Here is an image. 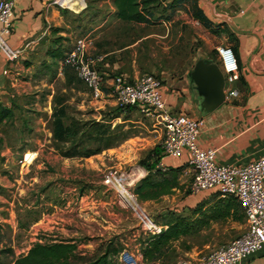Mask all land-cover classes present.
Wrapping results in <instances>:
<instances>
[{"label": "rangeland", "instance_id": "1", "mask_svg": "<svg viewBox=\"0 0 264 264\" xmlns=\"http://www.w3.org/2000/svg\"><path fill=\"white\" fill-rule=\"evenodd\" d=\"M77 8L79 13L67 8V26L61 29L68 35L57 36L65 38L62 45L71 50L85 40L90 56L122 50L126 64L146 70L142 74H183L207 51L211 35L222 37L187 9L177 10L171 23L146 26L119 22L113 0H81ZM51 45L52 41L46 43L36 58L35 73L10 69L20 85L4 90L13 117L0 125V264H13L38 242L64 240L75 243L78 257L85 261L112 242L123 250L112 257V264H145L141 240L147 234L141 215L146 213L159 226L170 212L189 215L184 201L193 193L192 176L181 174L171 195L148 201L138 197L134 189L144 171L141 161L161 146L163 129L135 109L118 112L111 98L95 100L74 70L46 57ZM218 46L231 47L215 40ZM212 54L218 55L216 50ZM58 119L65 127L62 135ZM126 143H132V149ZM98 148L100 153L84 157ZM109 172L119 174L136 203L121 202L117 192L104 185ZM132 182L136 183L131 187ZM45 188L49 189L42 192ZM245 231V226L215 222L175 243L156 264L196 262Z\"/></svg>", "mask_w": 264, "mask_h": 264}, {"label": "crops", "instance_id": "2", "mask_svg": "<svg viewBox=\"0 0 264 264\" xmlns=\"http://www.w3.org/2000/svg\"><path fill=\"white\" fill-rule=\"evenodd\" d=\"M79 1L70 5L76 13H79L77 5L81 0ZM53 2L54 0H15L14 24L7 43L13 49L25 50V53L18 60L10 62L0 50V101L4 102L7 97L4 90L9 85L12 87L20 85L19 81L10 75V69L17 67V70L25 74L35 73L36 58L43 53L46 43L58 35L65 37L68 35L66 31L55 34V29L67 26L68 17L67 12L63 10L67 8L61 9ZM199 3L208 18L216 24L224 23L229 33L216 37L206 30L214 39L208 41L207 51L195 60V64L204 58L219 65L218 55L214 57L212 54V51H217L219 47H215V40L228 42L240 66V77L236 83L239 96L234 102L226 101L210 113L202 111L201 98L189 79L192 68L183 74H162L164 101L172 113H183L203 119L204 125L197 143L201 149L216 150L218 164L248 165L264 157V0H199ZM118 21L121 22L119 19ZM121 51L105 56H93L103 58L98 66L105 74L106 80L109 81L113 76L120 74L130 80H136L144 75L142 72L146 70L135 64L130 66L126 64ZM127 145L129 150L132 149L130 147L132 143H126ZM33 154L37 156V153ZM188 157V150H184L178 159L164 156L159 167L169 170L184 166L182 175L192 176L186 163ZM146 175L147 171L144 169L136 182ZM216 193V191L192 193L185 199L184 204L188 210H192L204 201L214 203ZM240 221L234 218L227 220L233 224V228L245 226L247 229L246 218L244 223ZM216 226L218 224L213 227ZM242 264H264V250L246 259Z\"/></svg>", "mask_w": 264, "mask_h": 264}, {"label": "built area", "instance_id": "3", "mask_svg": "<svg viewBox=\"0 0 264 264\" xmlns=\"http://www.w3.org/2000/svg\"><path fill=\"white\" fill-rule=\"evenodd\" d=\"M53 4L65 8L61 0H54ZM14 17L15 0H0V50L10 62L18 60L25 53V50L13 49L7 43ZM217 54L225 77L226 101L234 102L239 96L236 86L240 77L239 63L231 47L219 46ZM102 61L101 57L90 56L85 40H79L66 53L61 65L74 70L91 90L95 100L111 98L117 107L134 108L145 118L160 125L164 135L161 143L163 156L178 159L184 150H188L186 163L193 176V193L216 191L224 196L235 197L244 211L247 229L239 238L219 246L196 262L181 260L177 264H242L264 250V157L244 166L218 164L216 150H204L198 146L203 119L172 113L168 109L164 101V81L161 76L144 74L136 80H130L120 74L108 81L98 66ZM33 160L31 158L28 162ZM161 168L166 170L165 167ZM103 182L117 192L121 202L135 203V196L122 184L117 172H109ZM134 184L132 182L130 186ZM141 221L145 233L156 235L163 230L146 213L141 215Z\"/></svg>", "mask_w": 264, "mask_h": 264}, {"label": "trees", "instance_id": "4", "mask_svg": "<svg viewBox=\"0 0 264 264\" xmlns=\"http://www.w3.org/2000/svg\"><path fill=\"white\" fill-rule=\"evenodd\" d=\"M113 5L116 9L117 19L124 22L146 26L168 24L173 21L177 10L187 9L192 17L212 34L229 33L224 23L216 24L208 18L200 6L199 0H113ZM63 10L67 12V9ZM54 31L57 35L63 32V29L57 28ZM64 40L65 38L61 36L54 38L52 45L46 51V56L54 63L61 62L66 53L70 51L62 45ZM47 67L48 72H51L52 65L49 64ZM133 109L130 107L123 109L117 107V111L122 114ZM12 117V108L5 102L0 101V125ZM56 127L59 135L65 132L61 119L56 121ZM99 139L102 140V138ZM113 139L114 137L110 138V140ZM100 151H102L101 148L93 152H87L84 157L100 153ZM1 153L2 146L0 142V156ZM162 157L164 156L161 146H158L151 152V155L147 158L148 160L141 161L147 175L136 184L134 191L144 201L157 200L162 196L171 195L179 187L178 178L182 174L184 166L169 168V170L164 171L159 167ZM46 189L49 188L43 189L42 192ZM214 200V203H211V201L199 203L194 209L190 210L189 215H181L182 213L178 212H170L166 215V221L162 224V232L156 235L146 233L147 237L141 240L144 263L156 264L157 261L165 259L169 251L175 248V243L203 232L215 222L227 221L230 218L245 220L242 207L235 197L224 196L217 192L214 195ZM122 251V248L114 246L110 242L106 245L102 254L85 261L78 257L77 245L70 240L51 243L38 242L33 245L27 254L17 258L13 264H112V257L118 256Z\"/></svg>", "mask_w": 264, "mask_h": 264}, {"label": "water", "instance_id": "5", "mask_svg": "<svg viewBox=\"0 0 264 264\" xmlns=\"http://www.w3.org/2000/svg\"><path fill=\"white\" fill-rule=\"evenodd\" d=\"M189 79L201 98L202 111L210 113L226 102L225 77L217 63L201 58L190 71Z\"/></svg>", "mask_w": 264, "mask_h": 264}, {"label": "bare ground", "instance_id": "6", "mask_svg": "<svg viewBox=\"0 0 264 264\" xmlns=\"http://www.w3.org/2000/svg\"><path fill=\"white\" fill-rule=\"evenodd\" d=\"M79 2H80L79 0H61V3L63 4V6H65L66 8L72 9V10L74 9L70 5L74 3H79Z\"/></svg>", "mask_w": 264, "mask_h": 264}]
</instances>
